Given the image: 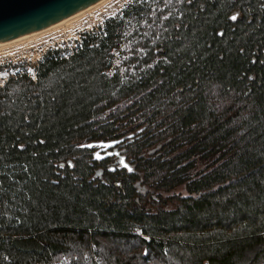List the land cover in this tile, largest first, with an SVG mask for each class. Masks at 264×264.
Masks as SVG:
<instances>
[{
	"label": "trees",
	"instance_id": "obj_1",
	"mask_svg": "<svg viewBox=\"0 0 264 264\" xmlns=\"http://www.w3.org/2000/svg\"><path fill=\"white\" fill-rule=\"evenodd\" d=\"M172 2L136 81L110 74L131 5L0 85V264H264V0ZM140 182L187 196L150 213Z\"/></svg>",
	"mask_w": 264,
	"mask_h": 264
},
{
	"label": "rangeland",
	"instance_id": "obj_2",
	"mask_svg": "<svg viewBox=\"0 0 264 264\" xmlns=\"http://www.w3.org/2000/svg\"><path fill=\"white\" fill-rule=\"evenodd\" d=\"M173 0H106L88 12L77 18L56 27L53 30L42 33L38 36L14 43L0 48V85L11 76L25 74L35 79V67L42 61L48 51L58 52L61 56H67L75 50L83 41L84 34L96 32L103 27L104 22L109 19L119 17L121 12L127 6H135L139 12H129L126 17L119 20V32L121 36V45L119 50H114L112 68L110 74L117 72L123 81H136L140 78L143 70H137L131 59L140 56L142 50L136 47L137 42L146 38L154 29L155 24L160 22L161 16H170L176 13V7L172 4ZM97 33V32H96ZM135 53V54H134ZM134 120V119H133ZM138 122L126 126L120 137L121 145L133 143L135 140H141L143 137L136 129ZM148 148L143 152L147 157L150 153L158 149L161 143L153 142L149 138L145 139ZM150 143V144H149ZM126 147H124L125 149ZM123 152V151H122ZM116 151V155L111 154L109 150L104 155L111 156L113 167H124L134 172L135 162L124 159V153ZM103 154V153H101ZM122 161V162H121ZM127 165V167H125ZM138 190L142 195L149 194L144 208L153 213V204L164 203V210L174 209L170 200L172 196L186 197L187 193L183 188H178L169 193H161L147 187L142 182L138 185Z\"/></svg>",
	"mask_w": 264,
	"mask_h": 264
},
{
	"label": "water",
	"instance_id": "obj_3",
	"mask_svg": "<svg viewBox=\"0 0 264 264\" xmlns=\"http://www.w3.org/2000/svg\"><path fill=\"white\" fill-rule=\"evenodd\" d=\"M101 0H0V43L43 30Z\"/></svg>",
	"mask_w": 264,
	"mask_h": 264
},
{
	"label": "bare ground",
	"instance_id": "obj_4",
	"mask_svg": "<svg viewBox=\"0 0 264 264\" xmlns=\"http://www.w3.org/2000/svg\"><path fill=\"white\" fill-rule=\"evenodd\" d=\"M104 1H106V0H101V1H99L98 3H96V4H94V5H91V6L87 7V8H85L84 10L80 11L79 13H77V14L71 16L70 18L65 19V20H63V21H60V22H58V23H56V24H54V25H51V26H49V27L43 29V30H40V31H37V32L31 33V34H29V35H25V36H22V37H19V38H16V39H13V40L7 41V42H4V43H0V48H1V47H5V46L12 45V44H14V43H17V42H20V41H23V40H26V39H29V38H32V37L38 36V35H40V34H42V33L48 32V31H50V30H53V29H55L56 27L61 26V25L65 24V23H67V22H69V21H71V20L77 18L78 16H81L82 14H84V13L88 12L89 10L95 8L96 6H98L99 4L103 3Z\"/></svg>",
	"mask_w": 264,
	"mask_h": 264
},
{
	"label": "built area",
	"instance_id": "obj_5",
	"mask_svg": "<svg viewBox=\"0 0 264 264\" xmlns=\"http://www.w3.org/2000/svg\"><path fill=\"white\" fill-rule=\"evenodd\" d=\"M88 262H92L93 264H99V261L97 260L94 251H92L90 257H84L82 259L71 258L63 255L55 264H86Z\"/></svg>",
	"mask_w": 264,
	"mask_h": 264
},
{
	"label": "snow or ice",
	"instance_id": "obj_6",
	"mask_svg": "<svg viewBox=\"0 0 264 264\" xmlns=\"http://www.w3.org/2000/svg\"><path fill=\"white\" fill-rule=\"evenodd\" d=\"M232 19H236V17L235 16H233V17H231ZM96 158L97 159H100L101 157L99 156V154L97 153L96 154ZM122 162V161H121ZM125 167H127V165H125ZM129 171H131V169H129Z\"/></svg>",
	"mask_w": 264,
	"mask_h": 264
}]
</instances>
